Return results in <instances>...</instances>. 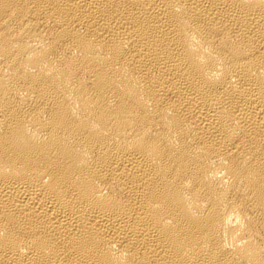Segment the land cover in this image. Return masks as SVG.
<instances>
[{"label":"bare ground","instance_id":"bare-ground-1","mask_svg":"<svg viewBox=\"0 0 264 264\" xmlns=\"http://www.w3.org/2000/svg\"><path fill=\"white\" fill-rule=\"evenodd\" d=\"M0 264H264V0H0Z\"/></svg>","mask_w":264,"mask_h":264}]
</instances>
